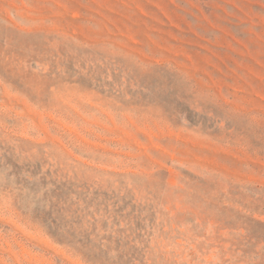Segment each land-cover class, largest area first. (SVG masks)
Masks as SVG:
<instances>
[{
    "label": "rangeland",
    "instance_id": "obj_1",
    "mask_svg": "<svg viewBox=\"0 0 264 264\" xmlns=\"http://www.w3.org/2000/svg\"><path fill=\"white\" fill-rule=\"evenodd\" d=\"M0 264H264V0H0Z\"/></svg>",
    "mask_w": 264,
    "mask_h": 264
}]
</instances>
